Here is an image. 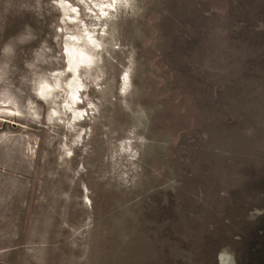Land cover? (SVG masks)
I'll list each match as a JSON object with an SVG mask.
<instances>
[{
    "label": "rangeland",
    "instance_id": "374dc122",
    "mask_svg": "<svg viewBox=\"0 0 264 264\" xmlns=\"http://www.w3.org/2000/svg\"><path fill=\"white\" fill-rule=\"evenodd\" d=\"M225 251L264 264V0H0V264Z\"/></svg>",
    "mask_w": 264,
    "mask_h": 264
},
{
    "label": "bare ground",
    "instance_id": "6f19581e",
    "mask_svg": "<svg viewBox=\"0 0 264 264\" xmlns=\"http://www.w3.org/2000/svg\"><path fill=\"white\" fill-rule=\"evenodd\" d=\"M69 39V38H68ZM70 40L67 42L66 46V59H67V67L69 71H73L70 81L68 82V87L70 88V99H74V97L78 94V90L80 88V84L78 82V61L83 59L82 51L72 52L69 47ZM82 63V62H81ZM71 73V72H70ZM71 74V75H72ZM221 264H236L234 260V256L227 251L221 253ZM220 263V262H219Z\"/></svg>",
    "mask_w": 264,
    "mask_h": 264
},
{
    "label": "flooded vegetation",
    "instance_id": "af4514ba",
    "mask_svg": "<svg viewBox=\"0 0 264 264\" xmlns=\"http://www.w3.org/2000/svg\"><path fill=\"white\" fill-rule=\"evenodd\" d=\"M221 256V255H220ZM234 260H235V258H234ZM220 263L219 264H221V258H220V261H219ZM235 263H236V260H235Z\"/></svg>",
    "mask_w": 264,
    "mask_h": 264
}]
</instances>
